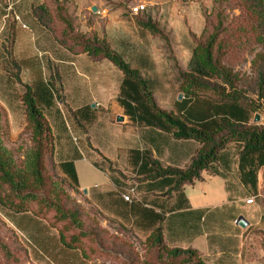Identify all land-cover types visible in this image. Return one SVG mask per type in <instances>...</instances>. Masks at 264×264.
<instances>
[{
	"label": "crops",
	"instance_id": "0c3cea01",
	"mask_svg": "<svg viewBox=\"0 0 264 264\" xmlns=\"http://www.w3.org/2000/svg\"><path fill=\"white\" fill-rule=\"evenodd\" d=\"M212 2L79 0L77 6L80 13L89 12L92 24L86 28L87 32L95 31L106 38L111 48L150 82L152 89L171 87L164 95L154 92L160 108L199 126L200 116L207 117L205 109L194 107V101L183 108L180 104L183 99L178 95L173 99L172 87L176 84L171 64L142 19H152L172 32L173 55L183 70H187L194 49L193 37L202 34L205 14ZM140 4L146 6L145 12L132 15L130 8ZM98 64L106 66L120 90L123 74L107 61ZM117 95L119 99L120 92ZM117 115L123 118L120 124L128 129L123 139L127 154L115 159L100 153L92 162L83 156L84 152L76 153L72 160L56 159L64 179L76 186L90 206L107 221L142 239L161 229L168 247L195 250L202 255L205 264H243L248 238L264 221V207L256 204L264 183V167L257 179L249 175L248 170L240 173V147L231 144L219 153L209 170L203 171L200 180L178 188L176 178L159 175V168L186 169L201 144L194 140L178 141L170 134L146 127L138 122L135 114L124 109ZM135 137L139 140L136 146ZM89 143L92 149L99 151ZM84 151L92 152L88 151V146H84ZM146 154L159 164L146 159ZM132 189L134 194L130 193ZM123 195L130 196L134 202H126ZM250 198L255 199L252 205L247 203ZM240 218L248 223L246 229L237 224Z\"/></svg>",
	"mask_w": 264,
	"mask_h": 264
},
{
	"label": "trees",
	"instance_id": "16d2710c",
	"mask_svg": "<svg viewBox=\"0 0 264 264\" xmlns=\"http://www.w3.org/2000/svg\"><path fill=\"white\" fill-rule=\"evenodd\" d=\"M228 2L244 10L241 18L232 22L219 9ZM214 5L213 13L205 16L202 34L193 37L194 49L187 70H183L173 55L175 39L172 32L152 19L141 18L171 64L179 95L183 96L180 104L188 108L194 101V107L205 109L207 117L200 116L202 123L199 126L160 108L150 82L126 63L106 38H101L95 31L81 33L76 24L74 3L43 0L32 9V15L62 47L74 55H88L95 63L107 61L123 74L119 100L126 112L135 114L139 123L170 134L178 141L194 140L201 144L186 169L159 168V175L176 178L178 188L200 180L203 171L209 170L219 153L232 143L240 147V173L248 170V174L257 179L258 172L264 167V125L250 124L252 115H260L261 107L237 91V77L231 68L243 62L239 54H234L235 50L264 47V0H214ZM257 58L259 61L264 59L260 54ZM257 87L259 102L264 105L262 71L258 73ZM202 94H212L218 99L199 101ZM23 104L33 149L22 162H18L6 147L5 139L9 135L7 113L0 107V206L17 215L30 213L44 220L58 232L59 243L64 248L79 251L83 258L91 259L86 244L98 240L100 228L94 223L87 224L86 212L55 178L52 170L56 151L52 131L31 92L24 95ZM147 155L146 159L152 161ZM148 244L156 253L150 264H205L202 255L195 250L168 247L161 229L148 237Z\"/></svg>",
	"mask_w": 264,
	"mask_h": 264
},
{
	"label": "rangeland",
	"instance_id": "374dc122",
	"mask_svg": "<svg viewBox=\"0 0 264 264\" xmlns=\"http://www.w3.org/2000/svg\"><path fill=\"white\" fill-rule=\"evenodd\" d=\"M42 1L0 0V107L7 113V149L18 162L24 161L33 149L23 104V97L29 91L51 128L55 160H72L80 152L91 162L100 153L122 159L127 154L123 139L128 129L117 122V112L124 108L117 99L121 89L116 78L106 66L93 62L88 55L72 54L54 39L32 15V9ZM69 1L75 4L78 30L90 32L86 30L92 24L89 12L80 13L79 0ZM214 7L213 0L205 16L211 15ZM219 9L232 22L244 12L230 2ZM241 50H235L234 54H239L243 62L231 67L237 77L235 88L248 100L260 104V115H252L250 124L263 126L264 105L256 93L258 73L264 72V59L259 61L257 55L264 57V47ZM170 88L151 90L164 95ZM171 94L173 99L180 96L177 86L172 87ZM202 95L199 101L218 99L212 94ZM257 115L259 122H255ZM88 138L99 151L91 148ZM133 143L134 146L139 143L137 137ZM84 146L92 150L91 154L84 151ZM52 171L70 198L86 212L87 224L94 223L100 228L98 240L86 244L92 258L85 259L79 251L64 248L59 243L58 232L44 220L30 213L17 215L0 206V264H150L154 261L156 253L148 238L142 239L107 221L90 206L82 192L64 179L56 163ZM260 195L256 204L264 207V183ZM248 240L243 264H264V221Z\"/></svg>",
	"mask_w": 264,
	"mask_h": 264
},
{
	"label": "built area",
	"instance_id": "2783aa9c",
	"mask_svg": "<svg viewBox=\"0 0 264 264\" xmlns=\"http://www.w3.org/2000/svg\"><path fill=\"white\" fill-rule=\"evenodd\" d=\"M145 10H146V6L141 5V4L140 5L133 6V7L130 8L131 14L134 15V16H138L139 14H141L142 12H144ZM130 193L131 194H134L135 193V190L134 189L130 190ZM123 199L126 202L130 203V204H132L134 202L133 199L130 196H127V195H123ZM254 202H255V199L254 198H250L249 200H247V203L249 205L254 204Z\"/></svg>",
	"mask_w": 264,
	"mask_h": 264
},
{
	"label": "water",
	"instance_id": "95a60500",
	"mask_svg": "<svg viewBox=\"0 0 264 264\" xmlns=\"http://www.w3.org/2000/svg\"><path fill=\"white\" fill-rule=\"evenodd\" d=\"M93 11L96 12L97 9L94 8ZM179 99H180V100L183 99V96L180 95V96H179ZM259 120H260V117L257 115L256 118H255V122H259ZM117 122L122 123V122H123V118H122V117H118ZM237 224H238L242 229H246L247 226H248V223L246 222V220H245L244 218H240L239 221L237 222Z\"/></svg>",
	"mask_w": 264,
	"mask_h": 264
}]
</instances>
